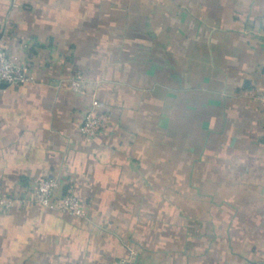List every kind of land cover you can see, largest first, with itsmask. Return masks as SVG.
Listing matches in <instances>:
<instances>
[{
	"label": "crops",
	"instance_id": "obj_1",
	"mask_svg": "<svg viewBox=\"0 0 264 264\" xmlns=\"http://www.w3.org/2000/svg\"><path fill=\"white\" fill-rule=\"evenodd\" d=\"M0 42L36 78L0 87V197L88 211L0 208V264H264V0H0Z\"/></svg>",
	"mask_w": 264,
	"mask_h": 264
},
{
	"label": "built area",
	"instance_id": "obj_2",
	"mask_svg": "<svg viewBox=\"0 0 264 264\" xmlns=\"http://www.w3.org/2000/svg\"><path fill=\"white\" fill-rule=\"evenodd\" d=\"M36 78L29 61L11 55L0 42V85L7 87L25 86L35 83ZM70 85L78 95L90 94L92 104L85 111L78 127L79 134L88 142L98 139L108 124L107 116L101 111V102L96 91L91 89L90 81L80 70H75L70 76ZM256 98L261 101L264 108V93L259 92ZM34 203L50 211L84 219L87 217L85 200L75 192L64 193L62 182L58 177H43L34 182L32 194L27 198L0 197V208L10 209L16 204Z\"/></svg>",
	"mask_w": 264,
	"mask_h": 264
},
{
	"label": "water",
	"instance_id": "obj_3",
	"mask_svg": "<svg viewBox=\"0 0 264 264\" xmlns=\"http://www.w3.org/2000/svg\"><path fill=\"white\" fill-rule=\"evenodd\" d=\"M0 87H7L6 85H0Z\"/></svg>",
	"mask_w": 264,
	"mask_h": 264
}]
</instances>
